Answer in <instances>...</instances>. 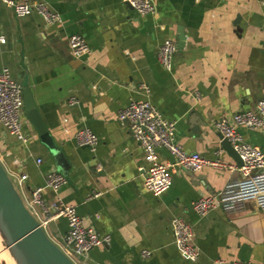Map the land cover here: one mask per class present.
Masks as SVG:
<instances>
[{"label":"crops","instance_id":"crops-1","mask_svg":"<svg viewBox=\"0 0 264 264\" xmlns=\"http://www.w3.org/2000/svg\"><path fill=\"white\" fill-rule=\"evenodd\" d=\"M32 1H45L62 22L48 23L35 10L18 17L0 0V70L9 67L31 89L50 138L42 140L26 111V140L0 122V160L11 175L27 174L22 194L29 197L42 186L48 204H74L85 224L111 234L108 244L88 252L86 264H264V204L254 194L203 216L191 207L201 195L231 188L241 179L237 169L180 168L170 187L155 194L144 184L143 167L150 165L144 148L118 120L119 109L148 99L177 121V139L186 150L216 159L222 146L216 122L256 110L264 98V0H153L154 12L145 15L124 0ZM74 33L85 36L89 53H72ZM165 38L178 43L172 70L158 59ZM84 126L99 137L94 150L76 143ZM239 131L264 151V128ZM220 157L235 162L225 149ZM157 160L173 156L159 148ZM52 169L67 177L58 190L46 185ZM175 216L193 224L197 259L184 257L175 244ZM67 231L65 217L47 227L57 244ZM145 249L151 254L144 256Z\"/></svg>","mask_w":264,"mask_h":264},{"label":"built area","instance_id":"built-area-1","mask_svg":"<svg viewBox=\"0 0 264 264\" xmlns=\"http://www.w3.org/2000/svg\"><path fill=\"white\" fill-rule=\"evenodd\" d=\"M12 6L15 14L22 17L32 10L37 11L48 23L62 22L61 14L52 8L45 1L33 2L32 0H2ZM139 14L145 15L155 10L153 0H124ZM1 38H4L1 35ZM69 46L72 53L80 57L90 52V45L85 36L81 33H74L69 37ZM178 50V43L174 38H165L158 47V59L167 69L172 70L175 65V53ZM143 88L148 86L142 84ZM24 87L12 76L9 67L4 66L0 70V122L12 135L21 140H26L22 115L24 107ZM75 102V100H72ZM118 120L121 125L126 126L137 141L143 146L150 165L145 171L144 184L146 188L155 194H161L167 190L171 183L173 174L180 168L188 170H199L206 165L215 167L228 166L232 170L237 169L241 173V179L233 186L224 191L212 195H201L191 202L192 209L203 216L218 206L232 208L234 201L246 196L247 193L254 194L257 200L264 204V151L254 143L248 142L239 127L249 129L264 128V98L256 104V110H241L229 116H222L216 127L233 145L240 155L243 163H226L220 157L224 151L221 146L217 151V158L210 159L199 152L188 151L177 139V121L165 116L150 100H132L128 105L118 111ZM76 143L79 146L88 147L94 150L98 144L99 137L92 128L84 126L75 134ZM165 148L173 156L172 161L161 162L157 160V151ZM10 174V173H9ZM23 200L36 217L40 224L47 231L48 224L60 217H65L68 222V231L59 246L64 253L75 264H86L88 252L97 246L108 244L111 234L102 233L92 225L85 224L84 218L78 213L74 204H67L63 201L47 203L43 197V187H37L27 197L22 194L24 181L27 174H10ZM244 179V180H243ZM67 183V177L57 170H49L46 174V185L58 190ZM101 192H94L93 196ZM173 239L182 255L189 259H197L201 249L194 242V226L182 217L175 216L171 220ZM65 242V243H64ZM64 243V244H63ZM143 255L148 256L151 250H143ZM218 264H252L248 260H217Z\"/></svg>","mask_w":264,"mask_h":264},{"label":"water","instance_id":"water-1","mask_svg":"<svg viewBox=\"0 0 264 264\" xmlns=\"http://www.w3.org/2000/svg\"><path fill=\"white\" fill-rule=\"evenodd\" d=\"M182 38L183 36H180L178 43H182ZM23 93L28 118L40 133L42 140L49 143L48 128L37 108L31 89L24 87ZM221 140L224 149L237 164L241 165L243 161L230 141L222 134ZM0 235L3 238L4 247L9 250L16 264H75L27 208L1 160ZM3 264L7 263L3 261Z\"/></svg>","mask_w":264,"mask_h":264},{"label":"bare ground","instance_id":"bare-ground-1","mask_svg":"<svg viewBox=\"0 0 264 264\" xmlns=\"http://www.w3.org/2000/svg\"><path fill=\"white\" fill-rule=\"evenodd\" d=\"M3 243H4V242H3V238H2L1 235H0V247H1V249L3 250L2 252H4L3 257L5 258L6 256H8L9 258H11L13 264H16L15 260L13 259V257L11 256V254L9 253V250H8L7 248L4 247V244H3ZM4 258H2V260L5 261V262H7V260H5ZM12 262H11V263H12ZM7 264H8V262H7Z\"/></svg>","mask_w":264,"mask_h":264},{"label":"rangeland","instance_id":"rangeland-1","mask_svg":"<svg viewBox=\"0 0 264 264\" xmlns=\"http://www.w3.org/2000/svg\"><path fill=\"white\" fill-rule=\"evenodd\" d=\"M64 243H65V242H64ZM64 243H63V244H64ZM2 258H4L3 255H2ZM2 258H0V264H3V263H2V262H3V261H2ZM4 259L7 260L8 264H11V262H12L11 258H9L8 256H6ZM12 264H13V262H12Z\"/></svg>","mask_w":264,"mask_h":264}]
</instances>
